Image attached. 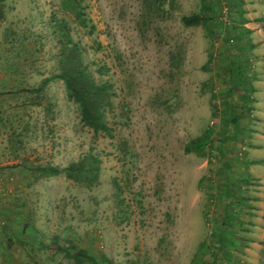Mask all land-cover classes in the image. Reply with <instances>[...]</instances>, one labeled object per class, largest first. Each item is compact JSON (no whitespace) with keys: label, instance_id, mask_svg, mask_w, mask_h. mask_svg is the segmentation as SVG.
<instances>
[{"label":"rangeland","instance_id":"obj_1","mask_svg":"<svg viewBox=\"0 0 264 264\" xmlns=\"http://www.w3.org/2000/svg\"><path fill=\"white\" fill-rule=\"evenodd\" d=\"M62 1L0 0V264H76L58 248L110 264H253L248 235L264 222V170L250 173L264 159V45L255 51L250 34L235 42L240 1L79 0L92 34ZM193 15L207 21L184 26ZM68 44L109 86L110 134L83 126L67 98ZM246 66L249 81L231 93L230 68ZM206 137L203 151L184 152ZM88 154L99 160L95 184L39 171ZM230 185L242 186L228 209L238 216L233 243L213 251Z\"/></svg>","mask_w":264,"mask_h":264},{"label":"trees","instance_id":"obj_2","mask_svg":"<svg viewBox=\"0 0 264 264\" xmlns=\"http://www.w3.org/2000/svg\"><path fill=\"white\" fill-rule=\"evenodd\" d=\"M62 6L65 7L75 17L81 27L89 29V34L93 33L94 26L90 25L87 22L79 0H63ZM181 21L184 26L191 27L198 26L201 23L207 21V19L203 16L193 15L183 17ZM214 22L216 29L218 31H221V23L217 20H215ZM243 22L244 20L240 19V23ZM60 28H63V25H61ZM232 29L236 30V32L239 30L238 27H234ZM246 33H249V31L240 28V32H237L238 35L235 38V42H238V40ZM248 47L252 48L251 45H248ZM66 49H68L67 54L64 57V60L60 62L61 74L59 78L64 84L67 98L77 105L80 114V121L83 126L91 129L96 135L100 133L105 135L110 134V130L106 125L103 115V107L105 105L109 86L107 84H95L90 73H88L82 67L80 53L74 45L68 44ZM234 70L235 68L232 67L229 70V75L231 76V93L236 92L238 88L244 86L250 78V73L247 66L244 69L239 67V69H236V71ZM100 73L104 74L103 71H100ZM49 82L50 80H44V82L41 84V88L45 87V85ZM208 145L209 141L207 137L193 140L185 146L184 152L187 154L192 152L199 153L203 151ZM39 171L41 175L43 174L42 176L44 177L64 173L68 179H71L78 183H84L85 185H92L95 184L98 179L99 160L93 154H88L84 156L79 162L73 163L63 170H58L57 168L46 166L41 168ZM247 184L248 180L247 178H244L242 186L244 185L245 188V185ZM242 186L237 185L235 187L233 185H230L228 190L226 191L225 198L223 199L227 200V206L220 215V219L222 220L220 223L221 228L219 232L212 233L208 241L213 251H226L225 244L233 243L232 240H230L233 235L231 229L234 225H236L238 216L234 214L232 210L228 211V209H230V207H232V203L235 202V197H239V195L237 194H242V192L240 191V188ZM241 198H243V196H241ZM241 224V222L238 223V225ZM203 246L206 247V242L200 246V249ZM58 251L64 252L66 257L73 260L76 264H110L104 258L99 259L90 256L88 253L81 250L70 252L67 249L58 248ZM213 256L215 259L214 262H217V256L215 252ZM195 261L196 260H194L193 263H196Z\"/></svg>","mask_w":264,"mask_h":264},{"label":"crops","instance_id":"obj_3","mask_svg":"<svg viewBox=\"0 0 264 264\" xmlns=\"http://www.w3.org/2000/svg\"><path fill=\"white\" fill-rule=\"evenodd\" d=\"M240 5L242 8H244V14L243 19L244 22L241 23V27L243 29H246L249 31V33L252 37V44L254 45L253 48L255 51H259L261 47L264 45V0H239ZM246 3V4H245ZM245 4V5H244ZM261 36L262 38H259ZM260 62L253 63L252 66L256 67L255 65H259ZM258 70V67H256ZM251 78H255L256 80H253V82H258L257 77L254 75ZM257 93V92H256ZM259 94V93H258ZM255 137H262L260 134H254ZM264 152V148L262 149ZM250 163H252V168L250 169V173H252L255 178L262 179L261 169L264 170V159L263 160H256L253 159ZM260 165V166H259ZM261 165L263 166L261 168ZM257 166H259L258 169H255ZM251 175V174H248ZM246 176L245 178L250 179L249 176ZM252 178V176H251ZM253 179V178H252ZM264 182V180H262ZM259 182V183H263ZM255 187V186H253ZM262 191L263 189L260 187H255ZM259 197H264V192L257 193ZM257 197V196H256ZM255 201H257V198H255ZM261 207H264V201L259 203ZM252 231H250V234L248 235V248L246 249V256L248 261H250L253 264H263V261H259L261 256L264 254V222L258 221L254 222V224L251 226Z\"/></svg>","mask_w":264,"mask_h":264}]
</instances>
